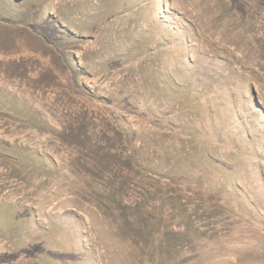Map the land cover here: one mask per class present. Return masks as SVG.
<instances>
[{
    "label": "rangeland",
    "instance_id": "rangeland-1",
    "mask_svg": "<svg viewBox=\"0 0 264 264\" xmlns=\"http://www.w3.org/2000/svg\"><path fill=\"white\" fill-rule=\"evenodd\" d=\"M0 264H264V0H0Z\"/></svg>",
    "mask_w": 264,
    "mask_h": 264
}]
</instances>
